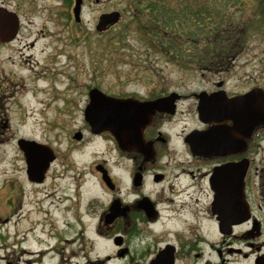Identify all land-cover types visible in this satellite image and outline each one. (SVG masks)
<instances>
[{
  "label": "rangeland",
  "instance_id": "obj_1",
  "mask_svg": "<svg viewBox=\"0 0 264 264\" xmlns=\"http://www.w3.org/2000/svg\"><path fill=\"white\" fill-rule=\"evenodd\" d=\"M1 1L16 8L21 29L17 41L0 48V74L10 77L0 87V264H148L147 254L140 257V241L130 244L129 256L123 252L126 245L114 241L121 234L120 227L105 237L92 232L111 198L98 175L93 178L92 170L101 163L107 165L124 192L128 181L125 162L114 143L89 133L84 116L87 91L97 87L107 94L177 91L189 95L215 91L223 79L229 92L264 87V0H165L167 9L176 14L189 12L193 22L186 32L172 26L166 29L164 21L147 22L146 17L169 14L145 11V21L160 36L148 34L143 27L147 23L135 16V6L143 7L130 5L139 0H82L80 19L74 15L75 0ZM113 11L121 13L120 20L98 31L100 17ZM209 23L214 24L206 27ZM214 28L227 40L222 47L240 38L229 70H217L216 65H201L200 69L193 58L188 62L190 50ZM152 38L174 51L159 50ZM175 49L180 60L174 56ZM193 98L185 103L193 104L192 111ZM193 122L192 117L179 115L172 128L177 155L183 154L177 134L186 132ZM79 131L83 133L80 140L75 138ZM22 138L54 149L56 161L42 184L28 179L25 156L18 145ZM261 139L264 144V136ZM78 185L81 193L74 201ZM152 190L157 193L162 188L152 185ZM204 191L199 195L202 207L209 204ZM92 199L97 215L93 221ZM195 199L194 195L189 209L193 212ZM168 222L169 228L180 226ZM155 228L159 238H169L163 227ZM204 230L211 236L209 225ZM161 244L154 241L151 249ZM132 255L141 261H131Z\"/></svg>",
  "mask_w": 264,
  "mask_h": 264
},
{
  "label": "flooded vegetation",
  "instance_id": "obj_2",
  "mask_svg": "<svg viewBox=\"0 0 264 264\" xmlns=\"http://www.w3.org/2000/svg\"><path fill=\"white\" fill-rule=\"evenodd\" d=\"M0 9L4 13L0 15L4 22L0 25L2 49L17 41L21 25L15 7L10 8L5 1H1ZM229 64L234 63L230 61ZM9 81L8 75L0 74V87ZM225 83L223 79L217 84L219 89L201 92L209 95L225 92L232 98L254 89L264 90L263 86L254 85L241 92H229L224 88ZM91 90L92 87L87 91L85 118L91 103ZM172 93L179 92L109 95L147 102L168 97ZM196 94H179L166 109L156 111L143 129V142L136 146L138 150L122 149L111 132L96 133L89 126L93 138L114 143V148L125 162L128 181L125 182L124 192L107 165L101 163L92 170L93 178L97 174L100 185L111 194L109 204L98 216V222L93 223L92 232L96 237H105L120 227L121 234H116L119 238L114 241L118 245H126L123 252H127V256L130 254V244L140 241L143 245L140 257L147 254L148 264H264V144L261 139L264 125L258 126L245 144L236 145L232 151L203 154L194 146L199 139L196 133L210 131L217 124L201 119ZM193 97L196 99L194 111L193 104H185L188 98ZM141 114L145 115L144 112ZM179 115L192 117L194 122L193 126L185 129L186 132L177 134L183 150V154L177 155V149L172 147L175 138L172 128L177 125ZM228 125L232 126L233 122L229 121ZM170 147L173 148L171 152ZM261 155L263 159H258ZM217 171L216 186L213 177ZM152 185H160L161 192L155 193ZM80 186H77L72 198L74 201L78 198L76 194L81 193ZM193 187L196 189L192 191ZM203 189L206 190L209 204L202 207L198 203ZM194 195L197 203L195 212L189 210ZM94 207L92 199L89 205L92 221L97 216ZM67 209L71 211L72 206ZM114 213V217L109 218ZM193 218L195 223L192 222ZM168 221L179 222L180 226L169 228ZM156 225L163 227V233L169 238H159L161 234L157 235ZM208 225L212 230L211 236L208 230H204ZM154 241L162 244L152 250L151 243ZM140 257L136 259L132 255L131 261L140 262Z\"/></svg>",
  "mask_w": 264,
  "mask_h": 264
},
{
  "label": "water",
  "instance_id": "obj_3",
  "mask_svg": "<svg viewBox=\"0 0 264 264\" xmlns=\"http://www.w3.org/2000/svg\"><path fill=\"white\" fill-rule=\"evenodd\" d=\"M81 5L82 0H76L74 13L77 19L81 16ZM0 15H4L1 9ZM120 16L118 11L103 14L97 29L99 31L108 29L120 20ZM3 24L0 18V25ZM90 95L91 103L87 108L86 121L92 130L96 133L109 131L120 148L136 150H138L136 146L143 142V129L150 122L152 115L158 110L166 109L175 97L179 96L173 93L165 98L142 102L134 98L112 97L99 88H93ZM196 97L199 99L198 109L201 119L207 123L217 124L210 131L196 133L199 139L194 146H197V151L203 154H222L232 151L236 145L245 144L246 139L258 126L264 125V90L262 89H254L248 94L232 98L225 92L212 95L200 92ZM229 121L233 122L232 126L228 125ZM75 138H82L81 133H76ZM19 147L25 156L28 178L32 182H43L52 162L56 159L53 148L28 139H20ZM193 149L196 150L194 147ZM213 180L216 184L218 171ZM114 215L115 213L110 214L109 218Z\"/></svg>",
  "mask_w": 264,
  "mask_h": 264
},
{
  "label": "trees",
  "instance_id": "obj_4",
  "mask_svg": "<svg viewBox=\"0 0 264 264\" xmlns=\"http://www.w3.org/2000/svg\"><path fill=\"white\" fill-rule=\"evenodd\" d=\"M133 5L140 6V8L143 7L142 9H139L138 7L135 6V9H134L135 16L142 19L141 23H147L148 20L164 21V23H166V25H165L166 29H169L172 26V29L176 27L173 30L182 29L185 32H186L187 28L192 27L193 18L191 15H189V12L188 13H182V14H176L175 11H171V10L167 9V7H166L167 2L165 0H139V1H136L135 4L133 2V4L130 5V7L132 8ZM150 9H152L155 13H157V12L158 13H167L169 15L162 16L160 18H153V17H149V16L146 17L144 12L145 11L147 12ZM145 17L147 18V22L145 21ZM173 23H175V24L173 25ZM213 24L214 23H209L206 25V27H209L210 25H213ZM143 27L148 29V34L160 36V32L158 33L156 28H152L148 23L146 25H144ZM212 31H213V33H211L210 35H207V36L203 37V39H200L197 41V43L193 47L194 50L193 49L190 50V52H192V54L187 58L188 62H191V60H192L191 58H193V59H196L197 60L196 62L200 64V66H199L200 69H202L201 65H205V66L216 65V66H219V68H217V70H228L230 68V66H229L230 61H232L234 59L235 52L238 48L237 47L238 43L240 45V38L230 40L231 46H228V48H226V47H222V46H224V42L226 45L227 40L225 41L220 34L217 35V32L220 31V29L214 28V29H212ZM189 34L193 35L192 32H190ZM194 36H197V34L196 35L194 34ZM195 39H197V38H195ZM230 39H231V37H230ZM151 42L154 45V47L158 48L159 50H161L165 53H169V51H174L173 47H172V49L170 47L168 49L164 48L165 46L155 38H152ZM201 42H203V46L199 45V43H201ZM176 52H177V50L175 51L174 56L177 57L178 60H180V58L178 57ZM192 56H194L196 58H194ZM214 69H216V68H214Z\"/></svg>",
  "mask_w": 264,
  "mask_h": 264
}]
</instances>
